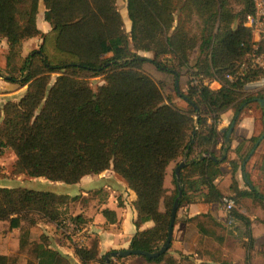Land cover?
<instances>
[{
	"label": "trees",
	"instance_id": "16d2710c",
	"mask_svg": "<svg viewBox=\"0 0 264 264\" xmlns=\"http://www.w3.org/2000/svg\"><path fill=\"white\" fill-rule=\"evenodd\" d=\"M42 1L45 19L52 26L48 33L39 26ZM129 11L132 40L118 0H0V39L9 44L4 75L7 81L28 88L20 100L0 102V146L16 154L12 174L76 184L87 175L114 169L137 194V232L130 247L154 251L168 238L180 193L176 167L185 160L180 207L199 200L223 204L225 197L235 198L232 219L240 221L236 229L242 238L251 237L253 245V220L241 209L249 201L264 208V191L253 184L249 171H245L247 187L241 186L238 174L245 170L244 163L262 134L244 138L240 158L230 162L233 194L223 191L214 177L223 173L224 160L219 159L225 155L228 159L232 148V139L219 147L227 136L219 126L221 112L245 94L241 81L226 76L254 47L253 30L246 21L256 11L255 0H129ZM36 36L43 42L25 55V41ZM51 36L55 57L47 52ZM195 50L199 54L193 62ZM142 52H153L155 58ZM169 56L177 66L157 60ZM150 61L173 73L178 82L179 67L188 69V88L175 89L187 106L178 107L166 95L146 69ZM96 76L104 81L94 88L91 78ZM206 77L220 80L221 87L205 84ZM257 98L248 96L238 102V112ZM172 166L174 187L166 185ZM78 200L100 208L109 193L104 188L84 196L0 186V220L19 221L18 252L4 254L0 244V264H24L31 230L41 221L60 224L72 219L85 228L83 213L69 215L63 210ZM102 212L108 221L118 220L111 207H103ZM204 215L208 219H200L198 227L220 242L235 229L209 213ZM148 221L153 225L142 228ZM46 235L37 247V263L72 264L51 247ZM74 245L83 264H106L110 252L101 256L96 241L92 246ZM169 254L147 259L179 264ZM247 255L249 263L252 256ZM111 263L115 264L114 258Z\"/></svg>",
	"mask_w": 264,
	"mask_h": 264
},
{
	"label": "crops",
	"instance_id": "0c3cea01",
	"mask_svg": "<svg viewBox=\"0 0 264 264\" xmlns=\"http://www.w3.org/2000/svg\"><path fill=\"white\" fill-rule=\"evenodd\" d=\"M121 10V9H120ZM45 12H46V5L44 1H42L40 5V13L39 17H44V21L41 24L39 22L40 28L47 32L52 29L50 22L45 19ZM122 12V11H121ZM130 12V11H129ZM123 14V12H122ZM123 17L124 14H123ZM125 20V19H124ZM46 25L45 27H42ZM49 29V30H48ZM49 31V32H50ZM39 38V37H38ZM32 39V38H31ZM37 39V37L33 38ZM27 41V42H26ZM25 46L27 47V43L31 41L30 39L26 40ZM34 48V47H33ZM32 48V49H33ZM9 85L14 83L6 81ZM1 84V83H0ZM17 85V84H14ZM24 87V88H23ZM7 89V90H6ZM18 89V92H16ZM28 88L22 86V88H0V99L7 102L9 100H20L25 93L27 92ZM186 90L187 88H182ZM180 90V89H178ZM3 96H6L3 97ZM243 99L238 100L236 103L232 104L231 106L225 108L221 112V118L219 122V126L222 132H227L229 128L234 125V130L228 139L226 136L225 140H221L219 147H221L222 142L228 143L232 139L231 143V150L229 151V157L227 155L222 157L219 160H224L222 163L223 173L220 176L214 177V181L219 184L221 189L228 194H233L232 189V178H231V160L240 158L239 149L242 144L244 138H251L253 136H259L262 134L260 139V143L255 147V151L251 152L250 157L244 163L245 170H241L238 174V177L245 182L246 186V170L249 171L250 178L253 184H257L260 188L264 186V127L262 126V122L260 121L259 117L263 115V125H264V105H263V113H259V108L255 106V103L251 104H244L241 108V111L238 112L237 104ZM263 104V103H262ZM254 105L253 107H251ZM262 126V131H261ZM239 147V148H238ZM247 148V145L244 146V149ZM16 155V154H15ZM184 161V160H183ZM182 162V161H181ZM180 162V163H181ZM179 165V164H178ZM184 168V167H183ZM173 166L169 170V174L166 179V185L170 187H174L173 185ZM23 175V174H22ZM18 175V176H22ZM258 175L259 181H255V177ZM44 179L42 182L43 184L50 181L45 177H33L32 179ZM20 178L12 179V181H16L15 184L11 182V180H1L0 186H24L29 188L35 189H42V190H50L49 188L45 187H37L34 185L27 186L26 184L19 183ZM87 179V184H83V181ZM33 182V181H32ZM51 182V181H50ZM54 182V181H53ZM94 182V183H93ZM171 182V183H170ZM38 183V181H37ZM262 184V185H261ZM68 185V184H66ZM73 187L81 186L82 195L88 196L89 192L94 189L104 188L109 193V200L106 204L102 205L99 208L95 207L92 202L90 205L83 207V217L86 222V227L82 229L83 234L82 237L84 238L85 244L88 246H92L94 242H97L98 249L100 251L101 256L106 254L107 252H111L117 249H125L130 248V244L132 241L133 236L137 232V226L135 224V220L138 217V210L135 206V200L137 199V194L134 190H132L126 180L119 175L114 169H107L101 173H93L90 175L85 176L81 182L76 184H69ZM52 189V188H51ZM58 193L59 192L55 189H52ZM262 190V189H261ZM65 194H69L68 192ZM248 203L253 204L251 201ZM109 206L114 211H116L118 215V220L116 222L108 221L107 217L103 214L102 208ZM254 212H249L245 208H242L241 211L248 215L252 220V228H253V238L256 239L255 247L259 252V255L255 259V264H264V230L256 229L257 226L260 225L257 219L258 216L256 214L259 212L264 215V208L261 206L253 207ZM211 214L213 217L218 220L219 222L223 223L224 225L235 228L233 230L228 231L225 237L224 242H220L214 239L211 235L200 230L198 227V221L208 219L204 214ZM262 221L264 222V216H260ZM238 219H232L231 212L227 211L222 203L218 202H205L203 200H199L193 202L188 205H184L179 208L178 216L176 225L174 228V236L172 247L169 250V255H172L176 259H178L179 264H187L189 259L197 261V264H219L220 263V249H225L223 256H227L230 254L227 250L228 244L231 241L241 239L242 234L239 230H237V226H239ZM55 224V223H53ZM153 223L148 221L145 223L142 228H146L152 226ZM55 226V225H54ZM52 225V227L54 228ZM58 237L56 241L52 239L51 247L55 250L60 251L64 256H66L72 264H83L80 258L76 255L74 250V243L77 242L75 237L71 236L70 243H65L63 240L60 242V230L57 229ZM60 231V232H59ZM52 233V232H51ZM260 240H259V239ZM246 241H251V237L243 238ZM58 241V242H57ZM252 248L254 246L252 245ZM1 251L4 254H11V252L4 249L3 244L1 243ZM233 255L236 253L235 251L231 252ZM122 260L115 259V264H170L167 261L156 262L150 261L147 259L146 256L143 255H131L127 257H122ZM227 259V258H223ZM27 261V262H25ZM207 261V262H205ZM223 261L222 263H225ZM252 262V260H251ZM24 264H28V259L23 261ZM221 263V264H222ZM39 264V263H37ZM89 264H101L99 261H92Z\"/></svg>",
	"mask_w": 264,
	"mask_h": 264
},
{
	"label": "rangeland",
	"instance_id": "374dc122",
	"mask_svg": "<svg viewBox=\"0 0 264 264\" xmlns=\"http://www.w3.org/2000/svg\"><path fill=\"white\" fill-rule=\"evenodd\" d=\"M118 4L119 7L121 9V11L124 14V19H125V24H126V28L128 30V33L130 34V38L132 40V32H133V21L130 17V12H129V0H118ZM44 21V17H40L39 18V22L42 24ZM46 25H43L42 27H45ZM49 30V29H48ZM50 31V30H49ZM48 31V32H49ZM52 31V30H51ZM50 31V32H51ZM37 39H31V41H29V43H27V47L25 46V42L24 43V54L27 55L29 52H31L34 49H37L40 47L41 43L43 42V39L41 37L38 38V36H36ZM35 37V38H36ZM53 36L49 37L48 43H47V52L55 57L56 56V52L54 50V42H53ZM34 47V48H33ZM131 47H134L133 44H131ZM33 48V49H32ZM135 49V48H134ZM8 50H9V44L7 42L6 39H0V67L2 68V71L0 73V88H22L20 85H9L8 83H6L7 79L5 77V67H6V61H7V54H8ZM143 55H147L150 58H155V54L153 52H142ZM198 51L195 50L192 53V61L195 62L197 57H198ZM161 64H169L171 66H177L178 62L175 60H173V58H171V56L169 57H160L157 59ZM146 69L147 71L162 85L163 88H165V93L166 95H171L172 99L175 100L176 105L178 107L180 106H187V102L183 99L178 97V94L176 93L175 89L176 88H188L189 84H190V73L188 71V69L186 67H179V71H180V75H179V82L176 81L175 76L173 73L169 72V71H165L160 69L157 64H155L154 62L150 61L147 62L146 64ZM56 77V74H54V78ZM103 77L101 76H96V77H92L91 78V83L92 86L94 88H97L100 84H102L103 82ZM9 82V81H8ZM24 88V87H23ZM27 88V87H25ZM7 90V89H6ZM245 94L240 98V99H244L248 96H260V94H264V91L259 93H252L249 90H247L246 88H244ZM18 92V89L17 91ZM6 98V96H3ZM1 98V97H0ZM0 102L2 104H4V100L0 99ZM256 102V103H255ZM251 103H255V106H257L259 108V113H263V104L261 101H259L258 99H256L255 101L249 102L248 104ZM254 105H252L251 107H253ZM260 121L262 122V126L263 125V115L261 117H259ZM262 126H261V131H262ZM16 159V155L13 152L12 149L10 148H6L5 150H3L0 154V181L1 180H11V182L13 184H15L16 181H12V179H17L20 178V182L21 184H26L27 186H31L34 185V182L36 181L35 186L37 187H45L49 188L50 190L55 189L59 192L62 193H69L72 195H79L82 194V189L81 186L78 187H73L72 185H66L67 183L63 182V181H48L47 183L43 184L42 182L44 181V179H32L31 176L28 175H22V176H16L12 174V170H13V163ZM174 168L171 170L173 171ZM33 181V182H32ZM38 181V183H37ZM255 181H259L258 175H256L255 177ZM243 182V181H242ZM94 183V182H93ZM171 183V182H170ZM83 184H87V179H85L83 181ZM262 185V184H261ZM243 186H245V182H243ZM52 188V189H51ZM264 191V186H262L261 188ZM87 205H83V203L81 201H77L76 203L70 202L69 203V207H63V210L65 212H68L69 215H74L77 214L81 211H83V207H86ZM253 207H255L253 204L248 203L247 207H245V209L249 212H254ZM257 219L259 220L258 222L260 223L259 226L256 227V229L258 230H264V222L262 221V218L260 216H264L261 213H257L256 214ZM65 221L61 222L60 224H53L49 221H41V223L36 226L33 227L31 230V243L30 245L27 247V249L25 250V253L22 255V261H24L25 259H28V264H37V258H36V253H37V247L39 244H43L44 239L42 238L43 233L46 235V233L48 235L50 240L52 241V239L54 240L53 242L56 241V238L58 237V232L56 229L60 228L62 229V224H64ZM52 225L54 226V228L52 227ZM52 232V233H51ZM60 232V231H59ZM60 242H62V240L67 243H70V239H71V235L66 234L63 229L60 232ZM80 239V236L79 238ZM259 239V238H258ZM252 240V238H251ZM260 240V239H259ZM58 242V241H57ZM3 244L4 249H6L7 251L11 252V254H15L18 252L19 249V221L15 220V221H10V220H0V244ZM256 244V239L253 241V246L254 248H252V242L251 241H246L245 239L241 238V239H237L234 241H231L230 244H228V252L230 253L227 256H223L225 249H220L221 255H220V263L221 264L223 261H226L225 263L222 264H255V259L256 257L259 255L260 250L258 251L255 247ZM236 252L234 255L233 253L231 254V252ZM251 254L252 256V262L248 263V255L247 254ZM223 258H227V259H223ZM27 262V261H25ZM207 262V261H205ZM187 264H197V261L194 260H190L188 261Z\"/></svg>",
	"mask_w": 264,
	"mask_h": 264
},
{
	"label": "built area",
	"instance_id": "2783aa9c",
	"mask_svg": "<svg viewBox=\"0 0 264 264\" xmlns=\"http://www.w3.org/2000/svg\"><path fill=\"white\" fill-rule=\"evenodd\" d=\"M255 5V13L249 15L246 21V25L253 30L254 47L247 53L245 60L242 61L238 69L226 76L229 81H241L244 88L252 93L264 91V0H255ZM204 83L212 88H219L222 85L220 80L211 77L204 78ZM5 149V147L0 146V154ZM222 205L227 211L231 212L237 206V201L235 198L227 196L224 198ZM63 221H65L62 224L63 231L75 237L76 244L79 247L85 246L81 225L72 219ZM79 236L80 239H78Z\"/></svg>",
	"mask_w": 264,
	"mask_h": 264
},
{
	"label": "water",
	"instance_id": "95a60500",
	"mask_svg": "<svg viewBox=\"0 0 264 264\" xmlns=\"http://www.w3.org/2000/svg\"><path fill=\"white\" fill-rule=\"evenodd\" d=\"M257 99L259 101H261L263 103V105H264V98L259 97ZM234 125H235V123H233L232 126L227 131V138L228 139L230 138V136H231V134H232V132L234 130ZM254 151H255V149L253 150V152ZM186 164L187 163L184 160L176 167V173H177V176H178V181L180 183L179 184L180 193H179V196L177 197V199L175 201V204L173 206L172 216H171V224L169 226V231H168V238L163 243V245L160 248H158V249H156L154 251H148V250H143V249H135V248H131V247L130 248H125V249L113 250L109 254H107V256H106V258H107L106 264H112L111 260L113 258L127 257V256H131V255H143V256H146V257L152 259V258L159 257V256L167 253L170 250V248L172 247L173 236H174V228H175L176 221H177L178 211H179V208H180V205H181L180 199L183 196L182 186H181V172H182L183 167L186 166Z\"/></svg>",
	"mask_w": 264,
	"mask_h": 264
}]
</instances>
